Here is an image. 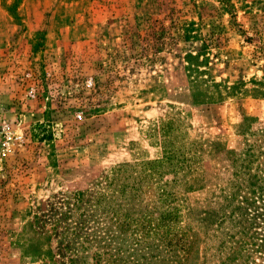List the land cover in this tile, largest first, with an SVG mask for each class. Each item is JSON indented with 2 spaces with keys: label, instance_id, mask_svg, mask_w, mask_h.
<instances>
[{
  "label": "rangeland",
  "instance_id": "374dc122",
  "mask_svg": "<svg viewBox=\"0 0 264 264\" xmlns=\"http://www.w3.org/2000/svg\"><path fill=\"white\" fill-rule=\"evenodd\" d=\"M12 3L0 264H147L132 222L158 216L155 185L188 183L187 264H264V0H21L18 22Z\"/></svg>",
  "mask_w": 264,
  "mask_h": 264
},
{
  "label": "trees",
  "instance_id": "16d2710c",
  "mask_svg": "<svg viewBox=\"0 0 264 264\" xmlns=\"http://www.w3.org/2000/svg\"><path fill=\"white\" fill-rule=\"evenodd\" d=\"M21 0H13V3L7 7V10L11 14V16L18 22L19 16L17 14V5ZM188 58H193L194 56L191 54L187 55ZM190 72H196V68L192 65L189 67ZM42 126V124H38ZM44 126V125H43ZM44 137V136H43ZM170 154V153H169ZM164 158L169 159L171 155L168 156V153L165 154ZM152 163H157L156 161H152ZM162 163V162H161ZM149 164V162H148ZM149 170H152L151 168ZM117 170L111 169L109 174L106 175V187H113L110 195L107 193H103L102 197L104 199H112V195L117 192L116 182H114V178L116 177ZM255 177L257 175H254ZM199 184L188 183L178 185H155L156 188V200L158 203V208L160 207L161 211L159 212L156 218H151L147 213L143 214L141 217L137 219L136 222H132L133 232L137 236L136 242L143 241L146 243V249L149 253V262L147 264H162L156 263L155 260L159 262L165 261V257H167V264H187L188 260L193 251L194 240L190 235V230L186 229L184 226L178 225V210L174 212L175 209L174 203L177 202V190H181L182 194L191 191L195 188H199ZM131 198H138L140 196L141 187L131 186ZM150 188V186L148 187ZM152 188V187H151ZM177 213V214H176ZM116 220L119 223H128L126 219H121L116 215ZM125 221V222H123ZM114 264V263H113Z\"/></svg>",
  "mask_w": 264,
  "mask_h": 264
}]
</instances>
